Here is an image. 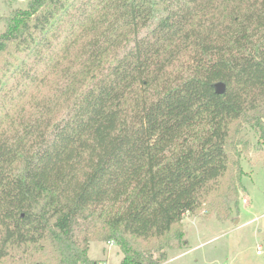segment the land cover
I'll return each instance as SVG.
<instances>
[{
    "label": "trees",
    "instance_id": "16d2710c",
    "mask_svg": "<svg viewBox=\"0 0 264 264\" xmlns=\"http://www.w3.org/2000/svg\"><path fill=\"white\" fill-rule=\"evenodd\" d=\"M241 119L264 147V0L14 9L0 34V264H99L94 240L116 241L120 264H166L183 232L167 236L224 188Z\"/></svg>",
    "mask_w": 264,
    "mask_h": 264
},
{
    "label": "rangeland",
    "instance_id": "374dc122",
    "mask_svg": "<svg viewBox=\"0 0 264 264\" xmlns=\"http://www.w3.org/2000/svg\"><path fill=\"white\" fill-rule=\"evenodd\" d=\"M29 1L0 0V34L6 29L10 13L16 8H25ZM231 134L233 138L228 147L231 169L221 179L224 188L216 194L218 199L187 212L174 227L167 238L179 230L183 236L178 244L172 240L164 247L165 263L172 258L167 264H264V147L258 128L251 122L235 121ZM237 174H242L238 203L232 206L230 202L227 217V213L220 216L217 210L226 204L224 198L233 190L232 176ZM111 241L112 244L91 241L89 255L102 264H120L123 253L118 243ZM259 246L262 254L257 253ZM40 263L57 264L47 258ZM2 264L14 262L8 258Z\"/></svg>",
    "mask_w": 264,
    "mask_h": 264
},
{
    "label": "water",
    "instance_id": "95a60500",
    "mask_svg": "<svg viewBox=\"0 0 264 264\" xmlns=\"http://www.w3.org/2000/svg\"><path fill=\"white\" fill-rule=\"evenodd\" d=\"M215 88H216V92L218 94H224L226 92L227 85H226V83L224 81H218L215 84Z\"/></svg>",
    "mask_w": 264,
    "mask_h": 264
},
{
    "label": "built area",
    "instance_id": "2783aa9c",
    "mask_svg": "<svg viewBox=\"0 0 264 264\" xmlns=\"http://www.w3.org/2000/svg\"><path fill=\"white\" fill-rule=\"evenodd\" d=\"M244 201L246 202L247 199H245ZM109 243H112V241H110ZM257 253H258V254H262L261 246H259V249H258ZM99 264H102V263H99Z\"/></svg>",
    "mask_w": 264,
    "mask_h": 264
},
{
    "label": "crops",
    "instance_id": "0c3cea01",
    "mask_svg": "<svg viewBox=\"0 0 264 264\" xmlns=\"http://www.w3.org/2000/svg\"><path fill=\"white\" fill-rule=\"evenodd\" d=\"M112 244V243H111ZM89 257L91 258V259H93L94 260V258L93 257H91L90 255H89ZM123 258V257H122ZM172 259V258H171ZM171 259H169L168 260V262L171 260ZM122 260V259H121ZM168 262H166V264L168 263ZM100 263V262H99Z\"/></svg>",
    "mask_w": 264,
    "mask_h": 264
}]
</instances>
